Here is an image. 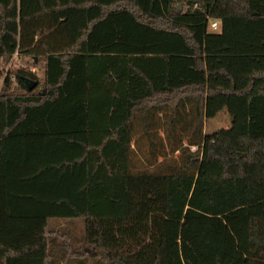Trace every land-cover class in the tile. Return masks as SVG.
I'll return each instance as SVG.
<instances>
[{"label":"trees","instance_id":"16d2710c","mask_svg":"<svg viewBox=\"0 0 264 264\" xmlns=\"http://www.w3.org/2000/svg\"><path fill=\"white\" fill-rule=\"evenodd\" d=\"M260 21L264 0H0V66L44 65L0 89V264H264ZM217 94L247 95L245 131L204 135ZM151 110L180 163L139 161ZM50 218L83 220L77 250Z\"/></svg>","mask_w":264,"mask_h":264},{"label":"rangeland","instance_id":"374dc122","mask_svg":"<svg viewBox=\"0 0 264 264\" xmlns=\"http://www.w3.org/2000/svg\"><path fill=\"white\" fill-rule=\"evenodd\" d=\"M220 22V20H217ZM210 22L207 25V32L209 33H218L221 29H212L210 27ZM264 21H260L263 23ZM13 57V56H12ZM18 61L15 62V65H18V68L24 67L27 70H31L37 76L39 81V85L37 86L36 90H40L42 88V79H43V62H33L32 59L29 57H22L20 55H16ZM12 58L8 61V63H3L0 66V83L2 81V77L4 75L5 69L10 63ZM2 68V69H1ZM3 84V82H2ZM1 89V85H0ZM13 91H18V88H12ZM228 97H209L208 98V106L210 109H214V114L216 117L212 118L207 117L204 114V122L206 120L207 124H214L216 125L214 132H217L218 129H221L225 133H240L243 131V125L247 122L246 114L243 116L241 115L240 106L242 104L243 97H234L231 99ZM229 107H232L231 111L223 107V103ZM206 105V106H207ZM205 106V108H206ZM207 106V108H209ZM212 107V108H211ZM213 109L211 111H213ZM165 112H170L168 108L164 109ZM165 112L157 113V110H151V112L147 113L146 121L150 124L159 123V130L153 131V133H148V135L142 134L141 128V121L140 119L137 120L135 126V137L136 143L134 145L135 150H140L138 153L140 154V160L144 163L146 162L147 165L151 163H158V162H175L180 163L182 159L185 157V152H181V149L174 151L176 146L178 145V137H185L186 133H182L179 129L180 126L175 127V131L169 132L167 122V115L164 116ZM164 113V114H163ZM222 114L225 117H222ZM213 115V114H212ZM203 122V123H204ZM208 130V125L206 130H204V135L211 134ZM175 136V137H174ZM177 137V138H176ZM183 147L187 145V137L184 138ZM196 147L192 146L191 150H195ZM202 152V151H201ZM138 154V155H139ZM202 154V153H201ZM137 158V154L135 156ZM147 167V166H146ZM48 230L50 234L51 241L54 243H62V241H67L71 245V248L77 250L82 242V238L84 236V224L81 218H50L48 220ZM87 264H91L90 261Z\"/></svg>","mask_w":264,"mask_h":264},{"label":"crops","instance_id":"0c3cea01","mask_svg":"<svg viewBox=\"0 0 264 264\" xmlns=\"http://www.w3.org/2000/svg\"><path fill=\"white\" fill-rule=\"evenodd\" d=\"M211 21V20H210ZM217 28H216V30L217 29H221V26H222V22H221V20H220V22L219 21H217ZM218 33H220V31L218 32ZM212 97H225L224 95H221V94H217V95H214V96H212ZM238 97H243V99H242V104H241V106H240V109H241V111H240V113H241V115H245L246 114V117H247V121H248V116H247V105H246V97H247V95H244V96H238ZM231 100V99H230ZM208 104V98H207V100L205 101V106ZM224 105H223V107L225 108V102L223 103ZM208 106V105H207ZM207 106H206V108H205V111H204V114L207 116ZM209 107V106H208ZM212 108V107H211ZM209 109H210V107H209ZM213 109V108H212ZM212 109H210V111L212 110ZM226 109L227 110H229V111H231V109H232V107L229 105V107H227L226 106ZM211 112H214V109H213V111H211ZM213 115H212V118H214V117H216V114H214V113H212ZM208 117V116H207ZM211 117V116H210ZM222 117H225V115L224 114H222ZM207 125H208V130L210 131V132H214V129H215V127H216V125H214V124H207V122H206V120H205V122H204V130H206V128H207ZM223 128H225L224 126L222 127V128H220V129H218V131L219 130H221V129H223ZM246 128H247V122L243 125V131H245L246 130ZM242 131V132H243ZM238 133V132H237Z\"/></svg>","mask_w":264,"mask_h":264},{"label":"built area","instance_id":"2783aa9c","mask_svg":"<svg viewBox=\"0 0 264 264\" xmlns=\"http://www.w3.org/2000/svg\"><path fill=\"white\" fill-rule=\"evenodd\" d=\"M218 23H217V20H211V22H210V27L212 28V29H216L217 28V25ZM16 55H17V53H15L14 55H13V57H12V60L10 61V63L8 64V66L6 67V69H5V72H4V75H3V77H2V81H1V83H0V85L2 86V82L4 81V78L5 77H7V76H9V79L11 80V81H14V75H12V70L14 69V68H18V65L16 64L15 65V62L16 61H18V59H17V57H16ZM2 69V68H1Z\"/></svg>","mask_w":264,"mask_h":264},{"label":"water","instance_id":"95a60500","mask_svg":"<svg viewBox=\"0 0 264 264\" xmlns=\"http://www.w3.org/2000/svg\"><path fill=\"white\" fill-rule=\"evenodd\" d=\"M181 6H179V8H180ZM25 83H26V85H27V89L29 90V91H31V90H33L36 86H37V82L36 81H34V80H32V79H29V78H25Z\"/></svg>","mask_w":264,"mask_h":264}]
</instances>
